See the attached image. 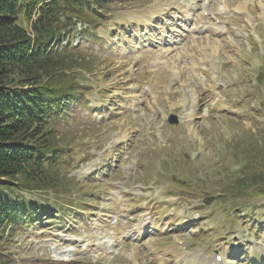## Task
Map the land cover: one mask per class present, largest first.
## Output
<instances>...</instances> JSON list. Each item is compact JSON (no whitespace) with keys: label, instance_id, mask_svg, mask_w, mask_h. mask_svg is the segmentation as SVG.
Segmentation results:
<instances>
[{"label":"rangeland","instance_id":"374dc122","mask_svg":"<svg viewBox=\"0 0 264 264\" xmlns=\"http://www.w3.org/2000/svg\"><path fill=\"white\" fill-rule=\"evenodd\" d=\"M102 8L57 48L82 98L48 123L45 186L4 191L37 209L0 264H264V0Z\"/></svg>","mask_w":264,"mask_h":264},{"label":"trees","instance_id":"16d2710c","mask_svg":"<svg viewBox=\"0 0 264 264\" xmlns=\"http://www.w3.org/2000/svg\"><path fill=\"white\" fill-rule=\"evenodd\" d=\"M106 3L0 0V226L20 222V215L37 209L15 203L4 191L20 182L19 187L28 191L45 186L50 166L56 164L49 160L55 158V150L42 142L48 123L63 117L65 109L79 105L82 98L79 88L59 82L57 48L96 28ZM17 177L20 180L15 181Z\"/></svg>","mask_w":264,"mask_h":264},{"label":"bare ground","instance_id":"6f19581e","mask_svg":"<svg viewBox=\"0 0 264 264\" xmlns=\"http://www.w3.org/2000/svg\"><path fill=\"white\" fill-rule=\"evenodd\" d=\"M195 110H196V108H194V111H195ZM192 111H193V110H192ZM193 117H194V116H193ZM193 117H192V118H193ZM192 118L189 119V122H192V121H193L194 118H193V119H192ZM189 128H190V127H189ZM128 232H129V231H128ZM179 252H180V251H179Z\"/></svg>","mask_w":264,"mask_h":264},{"label":"water","instance_id":"95a60500","mask_svg":"<svg viewBox=\"0 0 264 264\" xmlns=\"http://www.w3.org/2000/svg\"><path fill=\"white\" fill-rule=\"evenodd\" d=\"M173 121H174V123H175V118H173Z\"/></svg>","mask_w":264,"mask_h":264}]
</instances>
